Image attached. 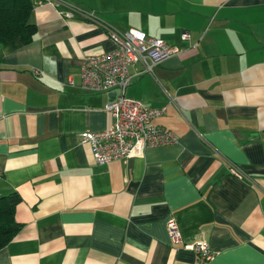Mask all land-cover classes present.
Wrapping results in <instances>:
<instances>
[{
  "label": "crops",
  "instance_id": "crops-1",
  "mask_svg": "<svg viewBox=\"0 0 264 264\" xmlns=\"http://www.w3.org/2000/svg\"><path fill=\"white\" fill-rule=\"evenodd\" d=\"M32 3V41L0 45V196L21 197L22 225L0 264H264V0ZM68 6L181 50L152 74L130 66L125 91L165 110L153 124L176 143L93 162L79 133L110 126L115 94L82 89L81 66L115 45ZM171 218L214 258L171 245Z\"/></svg>",
  "mask_w": 264,
  "mask_h": 264
},
{
  "label": "built area",
  "instance_id": "built-area-1",
  "mask_svg": "<svg viewBox=\"0 0 264 264\" xmlns=\"http://www.w3.org/2000/svg\"><path fill=\"white\" fill-rule=\"evenodd\" d=\"M64 7L61 2L52 1ZM63 14L66 18L80 15L93 25L102 27L107 37L115 45L114 50L100 55L88 56L81 66V87L90 93H114L115 97L105 106L111 117V124L104 130L79 133V143L90 148L93 162L106 165L110 162H124L131 158L142 157L146 149L174 144L176 136L153 122L165 114L164 109L149 108L125 95L131 83L129 67L141 66V72L152 74L159 63L181 50L168 46L164 41L147 36L144 32L130 28L124 33L115 31L85 11L68 6ZM181 39H189L182 33ZM239 172V171H238ZM232 168L231 173L239 174ZM166 233L171 245L182 243L183 248L192 251L200 263L214 258L208 245L202 240H194L191 246L183 242L174 219L166 223Z\"/></svg>",
  "mask_w": 264,
  "mask_h": 264
},
{
  "label": "trees",
  "instance_id": "trees-1",
  "mask_svg": "<svg viewBox=\"0 0 264 264\" xmlns=\"http://www.w3.org/2000/svg\"><path fill=\"white\" fill-rule=\"evenodd\" d=\"M33 9L32 0H0V45L19 39L29 44L36 28L29 23ZM21 197L12 192L0 196V250L6 247L22 229L15 220V209Z\"/></svg>",
  "mask_w": 264,
  "mask_h": 264
}]
</instances>
